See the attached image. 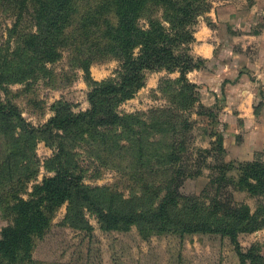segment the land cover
<instances>
[{"label":"trees","instance_id":"16d2710c","mask_svg":"<svg viewBox=\"0 0 264 264\" xmlns=\"http://www.w3.org/2000/svg\"><path fill=\"white\" fill-rule=\"evenodd\" d=\"M6 1L15 8L16 21L10 31L17 47L12 57L0 51V75L14 67L9 72L17 81L38 79L50 73L47 64L61 59L64 50L70 54L72 66L81 68L86 76H91L92 62L108 57L120 60L121 72L119 79L92 80L88 109L74 112L68 103L57 101L54 114L41 126L27 122L14 102L0 99V213L7 221L0 229V264H31L35 241L47 232L63 202L68 203L65 220L77 219L87 228L84 207L96 213L106 230L126 229L141 221L138 225L143 230L175 224L186 232H220L236 244L241 264H264L256 245L242 252L236 242L237 233L264 226V213L257 217L246 205H233L224 208L232 220L210 221L209 210L205 214V208L191 206L197 217L175 220L166 200L157 207L138 210L134 198L121 199L115 191L106 192L105 186L81 181L84 168L75 148L84 145L102 162L121 164L117 166L120 170H177L176 176H170L171 188L176 189L183 180L177 164L184 146L183 135L180 139L174 136L178 130L185 136L197 121L211 124L209 134L214 138L211 147L201 149L202 157L225 153L222 130L215 127L221 125L219 107L203 104L198 85L186 75L205 65L206 59L191 54L187 44L193 39L190 26L208 9L207 0ZM25 13L30 15L29 25L21 24ZM146 70L179 73L159 81L158 91L167 102L146 112L120 114L119 103L145 85ZM192 115L197 121L191 120ZM41 134L56 144L57 151L47 160L53 174L33 184L29 192L27 185L37 173L32 165L33 147ZM232 163L219 168L229 170ZM236 169L239 189L264 193V161L239 162Z\"/></svg>","mask_w":264,"mask_h":264},{"label":"rangeland","instance_id":"374dc122","mask_svg":"<svg viewBox=\"0 0 264 264\" xmlns=\"http://www.w3.org/2000/svg\"><path fill=\"white\" fill-rule=\"evenodd\" d=\"M219 1L236 4L237 11H241L240 16L245 20L241 25L243 29L239 28L238 32L245 31L246 34H251V36H243L245 45L248 47L241 51L250 59V65L240 66L239 69L247 70L250 77L253 76L254 90L259 94L258 99L255 100L254 110L257 111V116L264 118V49L262 46L264 45V0H207L208 9L200 12L190 26L193 39L187 45L191 49L197 35L208 36L214 45H240L235 38L241 33L237 35V30L232 28L229 21L224 20V23L221 21L216 24L208 15V12L215 7V3ZM251 9L254 11L253 15L249 13ZM14 12L13 6H9L6 0H0V51L6 52L8 57L14 56L17 47L10 31L16 21ZM223 16L225 19L227 14ZM29 22L30 15L23 14L21 24L29 25ZM205 24L208 25L209 30L203 29ZM219 52L217 48V61L222 62L221 57H230L229 50L220 55ZM62 55L58 61L47 64V67L51 69L50 73L40 75L38 79L25 77L17 81L16 75H11L9 72L14 67H10L0 75V99L3 102L6 100L14 102L23 118L33 126H41L54 114L53 105L57 101L68 103L74 112L88 109L90 107L88 93L93 86L92 80L101 82L119 79L121 62L117 58L108 57L92 62L89 67L91 75L89 77L81 68L72 66L67 50H64ZM206 62L207 60L205 65ZM160 71H165V74L158 78L155 75V73L158 74L157 72L146 70L145 85L132 97L119 103L117 110L120 114L146 112L167 102L163 92L158 91L159 81L164 77L176 78L179 73ZM170 73L175 74L171 76ZM220 111L217 112L219 118ZM191 118L192 121L198 119L195 115ZM197 123L198 121L186 131L185 136L180 130L174 136L175 139H180L182 137L180 135H183L184 146L181 152L182 158L177 164L178 175L183 180L176 189L171 188L173 182L170 176H176L177 170L157 172L141 170L139 172L129 170L127 167L120 170L117 166L121 164L106 160L107 164H105L95 158L94 154L90 153L91 149L84 145L75 148L78 160L84 168L82 183L98 187L105 186L106 192L115 191L120 194L121 199L134 198L133 203L138 210L157 207L159 203L166 200L170 214L175 220L197 217L191 206L205 208V214L209 210L210 221L232 220L227 209L224 208L233 205L236 208L240 204L246 205L251 214L261 217L264 213V193L252 194L245 189H239L235 183L238 177L236 169L238 163L254 159L264 161V149L254 151L251 159H239L233 145L234 143L236 145L246 143L247 147L252 145L251 138L248 139L249 143L245 142L247 134L251 131L244 129L229 131L226 125L221 123V125L216 124L215 127L217 130L218 128L222 130L225 153L210 154L204 159L201 149L211 147L214 138L209 134L211 130L209 127L212 125H207L206 121L204 124ZM262 132L264 133V128ZM225 141L229 148L225 146ZM55 145L42 134L36 138L32 165L37 167V173L27 185V191H32L33 184L40 183L45 176L53 174L47 160L57 151ZM229 161L233 162V167L222 171L219 166L228 165ZM126 163L124 162V165ZM225 177L232 178H227L228 181H226ZM23 196L28 197L26 193ZM218 206L220 209L217 208ZM83 212L89 228L77 219L69 217L65 220V217H68V203L63 202L56 209L47 232L35 241L31 252V264H241L236 244L229 235L220 232H186L175 224H168L165 229L143 230L138 225L143 224L141 221L131 224L126 229L106 230L95 212L88 210L87 207L83 208ZM6 224L7 221L2 219L0 213V229ZM236 242L242 252L256 245V252H260L259 254L264 257V226L253 231L237 233Z\"/></svg>","mask_w":264,"mask_h":264},{"label":"crops","instance_id":"0c3cea01","mask_svg":"<svg viewBox=\"0 0 264 264\" xmlns=\"http://www.w3.org/2000/svg\"><path fill=\"white\" fill-rule=\"evenodd\" d=\"M235 5V3L233 4L229 1L216 2L215 7L208 12V15L212 17V22L215 21L216 24L221 23V21L223 23L229 21V24H232V28L237 30V35L241 33L235 38L240 45H214L208 36L199 37L197 35L196 41L191 45V54L206 59L207 62L204 67L192 69L186 75L190 81L198 85L200 98L204 104H218L219 109H221V111L219 110L221 113L220 120L221 123L226 125V129L229 131H234L235 129L251 131V133L247 134L245 142L249 143L248 139L251 138L252 145L249 147H247L246 143L237 145L234 143L233 145V149H235L239 159H251L254 151L261 148L264 149V133L262 132L264 118L257 116V111L255 112L254 110L255 100L258 99L259 94L254 90L255 85L253 82L255 80L253 81V76L250 77L247 70L239 69L240 66L250 65V59L245 54H242L241 51L248 47L245 45L243 36H251V34H246L247 32L245 31L238 32L239 28L243 29L241 25L245 20L242 19V16H240L241 11H237ZM250 12L252 15L254 14L252 9ZM243 13L248 14L246 11ZM226 14L227 17L224 19L223 15ZM203 29H208V25L205 24ZM262 46L264 49V45ZM217 48L220 50L219 55L229 50L230 57H221L222 62L217 61ZM154 72L158 73H155L158 78L165 74V71ZM173 74L175 73H170L171 76ZM176 74L178 73L176 72ZM261 134L263 135L260 136ZM226 145L229 148L225 141ZM241 154L244 155L241 156Z\"/></svg>","mask_w":264,"mask_h":264}]
</instances>
